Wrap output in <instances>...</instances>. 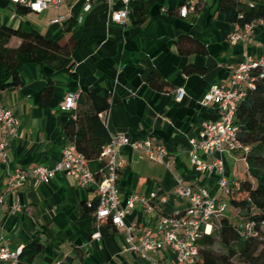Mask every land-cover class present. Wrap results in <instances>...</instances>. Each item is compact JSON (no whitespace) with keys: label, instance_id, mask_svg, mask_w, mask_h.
Instances as JSON below:
<instances>
[{"label":"crops","instance_id":"crops-1","mask_svg":"<svg viewBox=\"0 0 264 264\" xmlns=\"http://www.w3.org/2000/svg\"><path fill=\"white\" fill-rule=\"evenodd\" d=\"M184 1L135 0L134 7L144 9L141 21H137L132 7L123 25L111 22L110 7L98 0L87 13L82 11L83 3L79 0L57 9L49 8L42 14L34 13L45 23L35 28L47 39L61 46L71 37L91 41V51L83 56L75 49L69 56L67 71L56 76H51L52 70L47 67L25 64L20 70L21 85L0 91V104L11 109L18 121L16 137L9 141L12 166L53 168L60 161L62 150L70 144L63 127L75 113L62 109L64 97L68 93L77 94V107H81L90 93L109 95L115 104L100 115L109 135L123 133L132 141L155 138L173 160L166 168L129 147L121 148L123 166L117 188L122 202L130 194L149 195L156 191L158 196L165 197L163 203L155 200L157 210L173 215L187 206L185 200L173 194L178 183L205 188L211 196L216 195V174L196 172L189 163V140L198 137L200 124L220 118L216 104L203 106L200 102L213 85L230 83L242 52L255 59L264 57V31L255 30L247 46L231 43L228 34L234 25L217 10L218 0H205L195 12L181 18L178 8ZM5 3L15 14L7 0ZM60 16L66 20L57 22ZM70 21L72 25L65 31L64 26ZM20 22L17 19L11 27L16 28ZM189 38L201 42L206 54H179L175 44L179 39L184 49L196 47ZM18 44L19 40L12 38L9 47ZM186 66L204 71L185 75ZM153 70L168 83V91L149 86L148 77ZM49 79L53 91L45 96L42 90ZM178 90H182L181 96L176 93ZM223 160L230 181L246 178V164L240 153H225ZM88 169L97 177L101 174L99 161L88 162ZM6 184L0 162V246L21 250L37 239L42 250L34 264H51L57 260L62 264H146L136 254L122 251L125 232L116 229L110 232L106 226L109 222L101 227L99 241L83 240L77 221L84 204L97 199L94 188L78 187L63 172H57L50 182L29 179L16 192L19 211L12 213L13 200ZM218 199L227 205L229 214L226 198ZM147 221L139 208L124 218L127 225L136 223L138 231L147 226ZM162 257L163 254H158L153 259Z\"/></svg>","mask_w":264,"mask_h":264},{"label":"built area","instance_id":"built-area-1","mask_svg":"<svg viewBox=\"0 0 264 264\" xmlns=\"http://www.w3.org/2000/svg\"><path fill=\"white\" fill-rule=\"evenodd\" d=\"M15 10L26 8L35 14H42L49 8L57 9L63 4L74 0H7ZM82 1V11L89 12L97 0ZM110 7V21L119 25L125 24L134 0H98ZM205 0H185L178 8V15L186 18L195 12L197 6ZM239 5L253 8L252 0H238ZM65 16H60L57 22H64ZM80 21V18H79ZM234 25L228 34V40L234 44L247 46L252 42L254 31H264V18H258ZM254 68H264V57L255 59L242 52V60L231 76L228 85L216 84L201 99V104H216L220 118L216 122L203 121L197 138L189 140V163L199 173L216 174L217 191L211 196L205 188H192L178 183L173 194L180 200H185L187 206L181 213L165 215L157 210L155 200L165 202L164 196H158L156 191L149 195L130 194L122 202L119 198L117 182L119 171L123 166L120 149L129 147L132 151L142 154L152 162H159L169 168L173 160L168 156L164 146L155 138L145 140H130L123 133L110 135L109 142L102 148L100 159L105 161L101 174L97 177L88 169V161L78 153L72 144L61 152L60 161L53 167L38 166L32 169L14 167L8 157L9 141L16 137L18 121L11 109L0 104V162L4 166L7 180L6 191L12 197L11 212L19 211L16 192L29 179L37 183L50 182L57 172H63L72 178L80 188H94L97 197L95 209V230L90 241H99L100 229L104 222H109L116 230L125 232L123 252L136 254L146 264H191L198 255V241L203 234L212 231L213 222L225 213L227 205L219 202V196H227L238 189L239 182L230 181L225 172L223 156L225 153L246 151L238 140V127L233 118L237 103L244 97L245 91L252 88L250 71ZM180 96L182 90L176 91ZM180 99V97H177ZM78 96L68 93L63 100L62 109L72 112L77 109ZM2 197H0V203ZM139 208L148 219L147 226L137 230V224L127 225L124 218L134 209ZM19 249L12 250L7 245L0 246V264H17ZM166 253V255H164ZM163 254L160 259L154 256ZM51 264H62L55 261Z\"/></svg>","mask_w":264,"mask_h":264},{"label":"trees","instance_id":"trees-1","mask_svg":"<svg viewBox=\"0 0 264 264\" xmlns=\"http://www.w3.org/2000/svg\"><path fill=\"white\" fill-rule=\"evenodd\" d=\"M135 1V0H134ZM132 7L137 21L143 15V7ZM253 8L241 6L238 0H218L217 10L225 19L238 26L251 20L264 18V0H252ZM15 15L30 13L26 8L18 7ZM72 22L64 26L69 31ZM12 38L19 40L15 48L9 47ZM195 48L184 49L180 39L175 42L179 54L198 52L206 54V48L196 38H189ZM91 41L77 40L73 37L65 45L47 39L29 22L24 21L13 28L0 25V91L15 89L21 85L20 70L25 64H35L52 70L51 76L67 71L66 65L71 53L77 49L83 56L90 53ZM204 69L186 66L185 75L202 73ZM252 88L245 91L244 97L237 103L233 122L238 127V140L248 149L240 153L246 164V178L238 181V189L226 198L234 211V216L225 213L214 220L212 231L203 234L198 241V255L191 264H264V68L250 71ZM148 84L157 91H168L169 85L153 70ZM52 80L42 90L45 96L52 94ZM109 95L88 94L85 104L77 107L73 116L64 125L63 132L75 150L88 162L99 161L101 169L105 161L100 159L102 148L109 142L110 135L100 119V115L112 107L115 102ZM97 199L84 204L83 213L77 221L79 233L85 242H89L95 230V209ZM107 229L115 228L106 223ZM218 245L221 252L213 250ZM42 250L37 239L25 244L19 254L17 264H34Z\"/></svg>","mask_w":264,"mask_h":264},{"label":"rangeland","instance_id":"rangeland-1","mask_svg":"<svg viewBox=\"0 0 264 264\" xmlns=\"http://www.w3.org/2000/svg\"><path fill=\"white\" fill-rule=\"evenodd\" d=\"M0 25L4 22L6 26H11L17 19L21 20V21H27L29 22L32 26L34 27H40L41 25H45L44 22H40L37 18L36 15L32 12L26 14L25 16L21 17V16H16L15 14H13L12 10L10 9L9 6H7V3H5V0H0ZM3 4V5H2ZM243 163L240 162V167L241 170H243ZM224 198V196H222ZM228 213V211L226 212ZM229 214L231 216H234V211H232V209H229ZM213 250L215 252H221L222 249H220V247L216 244L213 248ZM235 264H241L240 262L237 261V259L235 260Z\"/></svg>","mask_w":264,"mask_h":264}]
</instances>
